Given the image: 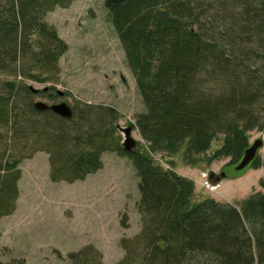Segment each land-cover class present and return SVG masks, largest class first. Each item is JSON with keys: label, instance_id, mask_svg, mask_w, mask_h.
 <instances>
[{"label": "trees", "instance_id": "obj_1", "mask_svg": "<svg viewBox=\"0 0 264 264\" xmlns=\"http://www.w3.org/2000/svg\"><path fill=\"white\" fill-rule=\"evenodd\" d=\"M72 1L0 5V72L13 77L0 91V125L8 134L12 119L21 121L26 134L52 152L51 178L68 182L103 166L100 155L110 128L98 115L81 133L75 107L64 118L29 102L21 105L14 83L20 59L24 76L38 82L59 72L65 45L44 17ZM105 6L145 103L146 111L136 119L144 138L154 148L188 139L199 152L223 133L220 153L241 157L246 130L264 128V70L259 75L254 68L258 60L264 63V0H105ZM54 89L38 92L54 98ZM80 137L83 147L68 149ZM128 154L140 176L143 227L135 237L121 239L125 255L117 264H264V192L239 207L211 198L190 205L192 180L155 166L142 151ZM21 158L19 147L0 145V219L16 208ZM121 223L128 225L126 217ZM70 258L71 264H103L92 245Z\"/></svg>", "mask_w": 264, "mask_h": 264}, {"label": "rangeland", "instance_id": "obj_2", "mask_svg": "<svg viewBox=\"0 0 264 264\" xmlns=\"http://www.w3.org/2000/svg\"><path fill=\"white\" fill-rule=\"evenodd\" d=\"M4 3L0 0V5ZM44 20L56 29L65 45L58 60L60 70L48 73L53 81L41 83L24 76L20 59L14 89L19 92L21 105H33L38 100L48 104L65 101L78 109L74 123L82 124L81 133L90 130L98 115L110 133L103 140V166L85 179L68 182L51 178L52 152L45 143L29 137L21 121L14 124L12 119L8 134L0 125V145L17 146L22 155L16 208L0 219V264H71L70 254L88 245L101 253L103 264H117L124 257L121 239L135 237L143 227L137 206L140 176L133 157L123 147L127 127H131L134 151L147 154L155 166L194 182L190 205L211 198L239 207L250 195L264 192V128L260 126L246 130L247 147L257 139H262L263 145L243 169L237 166L244 152L239 158L220 153L223 133H216L208 148L199 152L190 148L188 139L172 148L165 143L154 148L144 138L136 119L146 111L145 103L105 0H73L67 7L56 6ZM254 68L260 75L264 63L258 60ZM11 80L8 73L0 72V91ZM49 86L63 95L50 98L30 89ZM10 114L14 117L12 110ZM37 116L39 120L43 117ZM83 144L80 137L68 149ZM123 217L127 226L121 223Z\"/></svg>", "mask_w": 264, "mask_h": 264}, {"label": "water", "instance_id": "obj_3", "mask_svg": "<svg viewBox=\"0 0 264 264\" xmlns=\"http://www.w3.org/2000/svg\"><path fill=\"white\" fill-rule=\"evenodd\" d=\"M30 89L33 92H38L39 89L30 87ZM44 90H48V87H44ZM58 95H63V92L61 90L56 91ZM33 106L40 110V111H46L51 110L55 114L64 117V118H70L73 115V109L72 107L65 101H59L55 103L48 104L44 101L38 100L35 101ZM126 133L125 140L123 141V147L126 151L132 152L134 151L135 142L130 136L131 133V127H127L124 129ZM263 140L257 139L251 146L247 147L244 151V156L241 160V162L238 164L237 169H243L246 167L255 157L258 149L262 147Z\"/></svg>", "mask_w": 264, "mask_h": 264}]
</instances>
